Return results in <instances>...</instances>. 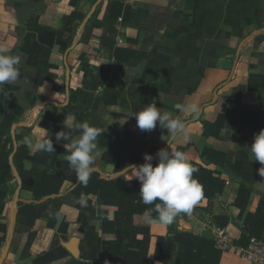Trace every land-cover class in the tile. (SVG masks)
I'll use <instances>...</instances> for the list:
<instances>
[{"label":"crops","instance_id":"obj_1","mask_svg":"<svg viewBox=\"0 0 264 264\" xmlns=\"http://www.w3.org/2000/svg\"><path fill=\"white\" fill-rule=\"evenodd\" d=\"M112 1L124 5L114 33L103 23ZM71 14L82 19L72 35L60 36ZM0 48L19 58L20 73L15 82L0 85V143L6 141L11 152L10 176L0 183V264H118L110 257L126 251L124 243L102 232L116 209L101 206L93 195L84 198L86 206L78 201L56 214L45 211L30 231L14 235L18 204L33 202L12 166L14 136L30 129L28 147L39 157L38 144L56 134L43 120L48 106H72L65 125L70 116L84 114L83 122L102 134L118 131L117 144L126 134L144 143L142 162L134 165L144 163V154L156 160L167 149L209 169L224 182L222 192L211 203L198 202L177 228L212 239L213 218L225 215L224 231L234 244L239 240L245 215L264 201V166L252 162L247 149L264 129V0H0ZM116 49L131 56L119 63ZM153 103L179 117L187 142L183 134L170 142L159 126L141 132L134 117L127 119ZM191 104L199 110L177 108ZM76 137L56 143L64 147ZM99 150L93 171L128 180L126 169L115 172L100 163ZM241 186L250 192L242 216L234 204ZM134 222L149 227L152 253L167 226L142 216ZM174 252L171 246L166 262ZM220 264L250 263L230 249L221 253Z\"/></svg>","mask_w":264,"mask_h":264},{"label":"trees","instance_id":"obj_2","mask_svg":"<svg viewBox=\"0 0 264 264\" xmlns=\"http://www.w3.org/2000/svg\"><path fill=\"white\" fill-rule=\"evenodd\" d=\"M103 23L106 28L114 33V24L121 15L124 5L118 1H112L106 8ZM81 15L71 14L63 21L60 31L62 34L72 35ZM131 54H124L120 49L115 51V59L119 63L125 62ZM73 100V99H72ZM72 106L64 109L48 106L43 120L50 122L56 128V133L64 131V124ZM77 122H83L84 114H75ZM30 129L21 128L15 133V152L12 155V166L19 175L20 187L30 192L33 202L29 204L19 203L16 214L14 235L30 231L35 222L41 218L45 211L56 214L62 205L76 203L81 197L96 196L101 206H112L116 209L112 220L104 221L102 232L113 236L115 241L126 245V251L116 252L110 257V261L118 264H150L155 261L164 264H220L221 252L214 246L212 239L198 237L189 232L179 231L177 222L183 215L180 214L175 221L167 226V235L157 237L153 252L150 251V230L148 226L137 225L135 216H142L146 209H153V217L157 213L154 205H144L139 202L140 185L137 181H128L122 178L104 179L99 173L92 171L86 185L78 181L76 173L70 169L65 157L68 150L56 143L55 138H49L54 147V152L42 151L39 157L31 155L28 144ZM68 140L79 135L75 130L65 132ZM120 133L109 129L98 136L97 144L104 152L101 155L102 165H112L115 172H120L128 165L142 162L144 143L135 137L126 134L122 142L117 144ZM11 152L6 149V141L0 143V183L5 184L10 176ZM157 160H153L155 167ZM28 164H32L27 168ZM197 170L193 178L202 187L203 195L200 201L207 200L209 203L220 194L224 188V182L214 176L212 172L198 163H191ZM250 192L241 186L237 192L235 206L243 215L248 203ZM199 201V202H200ZM196 210L194 207L192 211ZM229 222L225 215L213 218V224L217 228H224ZM250 238L264 239V201L258 204L255 212L247 213L243 219L241 236L235 243L237 246H245ZM171 246L175 247L174 257L171 262H166L168 251Z\"/></svg>","mask_w":264,"mask_h":264},{"label":"clouds","instance_id":"obj_3","mask_svg":"<svg viewBox=\"0 0 264 264\" xmlns=\"http://www.w3.org/2000/svg\"><path fill=\"white\" fill-rule=\"evenodd\" d=\"M18 65L17 56L7 54V49L0 48V85L12 83L18 79L20 75ZM177 108L181 111L190 110L193 113L199 110L196 104L178 105ZM130 117L135 118L136 126L141 132H151L159 126L167 131L170 142L176 140L181 134L185 142L190 139L179 117L174 116L172 112H162L155 103L149 104L139 112H131L127 119ZM64 126L69 131L79 132L75 139L64 145L69 152L65 159L70 169L76 173L78 181L86 185L93 171L92 166L100 155L97 138L102 135V130L91 126L86 121L77 122L75 116H70L69 122ZM55 139L57 142L67 141L68 137L64 131H60L55 134ZM25 143L31 142L25 139ZM38 148L47 152L55 151L49 138L40 142ZM247 149L252 162H258L264 166V129L254 134L253 142ZM153 159L152 155L144 154L143 164L128 165L122 174L128 181L135 179L139 183V202L144 205H154L156 217H153V209L150 208L143 213V219L150 224L158 222L162 225H170L180 214H191L202 198V187L193 178V173L197 170L184 153L160 149L155 155L157 160L155 167L152 164ZM260 170L264 171V167ZM79 203L81 206H86V200L83 197Z\"/></svg>","mask_w":264,"mask_h":264},{"label":"built area","instance_id":"obj_4","mask_svg":"<svg viewBox=\"0 0 264 264\" xmlns=\"http://www.w3.org/2000/svg\"><path fill=\"white\" fill-rule=\"evenodd\" d=\"M212 240L221 253L234 249L250 264H264V239L250 238L245 246H237L223 228H216Z\"/></svg>","mask_w":264,"mask_h":264}]
</instances>
